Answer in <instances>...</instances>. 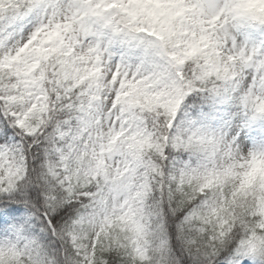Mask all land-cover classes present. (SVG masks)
Segmentation results:
<instances>
[{"label":"snow or ice","instance_id":"1","mask_svg":"<svg viewBox=\"0 0 264 264\" xmlns=\"http://www.w3.org/2000/svg\"><path fill=\"white\" fill-rule=\"evenodd\" d=\"M0 264H264V0H0Z\"/></svg>","mask_w":264,"mask_h":264}]
</instances>
